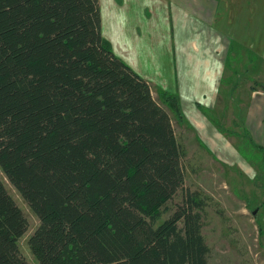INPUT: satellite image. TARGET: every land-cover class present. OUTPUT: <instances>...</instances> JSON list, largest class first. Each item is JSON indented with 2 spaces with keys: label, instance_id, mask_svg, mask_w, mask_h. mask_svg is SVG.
I'll list each match as a JSON object with an SVG mask.
<instances>
[{
  "label": "trees",
  "instance_id": "trees-1",
  "mask_svg": "<svg viewBox=\"0 0 264 264\" xmlns=\"http://www.w3.org/2000/svg\"><path fill=\"white\" fill-rule=\"evenodd\" d=\"M185 156L148 81L103 37L98 0H0V169L39 220L38 264H208L207 196L184 190L160 220ZM27 227L0 179V264H30Z\"/></svg>",
  "mask_w": 264,
  "mask_h": 264
},
{
  "label": "rangeland",
  "instance_id": "rangeland-1",
  "mask_svg": "<svg viewBox=\"0 0 264 264\" xmlns=\"http://www.w3.org/2000/svg\"><path fill=\"white\" fill-rule=\"evenodd\" d=\"M197 1H199L197 4L201 3V0ZM252 1L253 16L257 17L258 11H262L264 17V0ZM98 2L102 34L110 42L117 56L135 70L134 63L128 61H133L132 49H134L133 42L136 34L139 36L138 44H136L139 56L143 52V46L146 45L152 61H164V54L166 48L169 47L168 43L171 36V22L174 34V24L175 28L178 26L174 19L178 11L176 5L169 8L167 13L163 9L162 2H155L152 5L150 0H98ZM203 7L198 10L188 8L191 12L189 19L192 22L197 20L200 23L199 16L206 15L207 6ZM148 10L153 13L149 15ZM164 18L166 19L164 20ZM203 23L204 19L201 24ZM153 26L154 28L151 29ZM153 36L154 38H152ZM194 39L196 40L193 33H187L183 37L175 36V42L172 46L178 66L184 63L180 49L185 48L189 51L188 41ZM121 44L122 46H119ZM234 45V42L231 43L230 49ZM117 48L122 53H118ZM232 57L235 58L234 55ZM230 58L229 56L228 61ZM234 63L238 66L236 60ZM253 65H257L255 59H253ZM232 71V78H225V76L221 78V84L225 88L221 86L219 92L220 95L229 96L230 101H232L229 103V107L232 108V112L234 111L236 118L229 117L225 113L220 121L224 123L222 124L224 127L239 132L231 147L234 149V153L230 151L227 154L228 162L220 161V158L221 160L224 158L222 153L225 152L221 146L218 149L214 148L218 154V158H216V153H213L212 150L210 151L212 154L209 153L204 143H198L194 135V127H187L185 122L179 121L180 118H177L175 113L161 101V92L158 89H152L155 99L170 114L177 139L182 141L186 148V156L183 160L185 174L183 190H178L167 204L168 211L164 212L160 220L172 212L176 203L181 202L184 190L198 191L202 196L208 197L202 211L201 229L209 247L208 264H264V206L261 202L264 198V151H260L254 146V144L263 146L260 140L264 135V113L258 112L256 117L251 116L253 126H249L250 134L243 127V121L247 120L248 115L245 106L249 103V100L244 99V94H249V87H257L264 83V77L259 78L257 75L256 79H252L250 86H244L242 83L249 80L247 71L244 69ZM225 82H230L231 88L226 89L227 84ZM262 86L264 89V85ZM154 87L157 86L154 85ZM245 88L246 92L244 91ZM256 104L260 107V103ZM234 121L239 122L238 125L233 124ZM220 128L222 127L220 126ZM226 134L235 135V133L227 130ZM255 136L256 139H254ZM237 159L236 165L230 164ZM0 179L27 220V230L18 239L19 252L30 264H38L29 248L28 238L38 226L39 220L18 191L9 183L1 169Z\"/></svg>",
  "mask_w": 264,
  "mask_h": 264
},
{
  "label": "crops",
  "instance_id": "crops-1",
  "mask_svg": "<svg viewBox=\"0 0 264 264\" xmlns=\"http://www.w3.org/2000/svg\"><path fill=\"white\" fill-rule=\"evenodd\" d=\"M155 2H162L163 9L167 13L169 8L175 5L178 10L174 16L178 26L175 28L174 24V34L171 22V36L168 43L169 47L166 48L164 54V61H152L146 45L143 46V52L139 56L136 48L139 36L135 34L134 49H132L135 56L132 54L133 61L128 62L134 63L135 71L148 81L152 92V89L155 88L160 92L166 91L175 95L179 102L181 114L179 121L185 122L187 127H194L195 138L198 143L202 142L206 145L209 153L211 150L216 153L214 148L218 149L221 146L225 152L222 153L224 158L222 160L220 158V161L228 162L227 154L230 151L234 153V149L231 147L239 132L224 127L222 125L224 123L220 121L225 113L229 117L235 118L234 111L232 112V108L229 107V103L232 102L229 96L219 93L222 86L221 78L223 76L232 78V70L244 69L247 71L249 80L243 82L242 85L250 86L252 79H256L257 75L259 78L264 77L263 13L258 11L257 17L253 16L252 0H201L200 4H197L199 2L197 0H150L152 5ZM203 6H207L206 15L199 16L200 23L197 20L192 22L189 19L191 12L188 8L198 10ZM151 13L153 12L148 10V14ZM203 19L204 23L201 24ZM153 28L154 26L151 27V29ZM187 33H193L196 40L188 41L189 51L185 48L180 49L184 63L178 66L172 44L175 42V36L183 37ZM233 42L235 45L230 49ZM116 51L122 53L119 48ZM233 55L235 58L232 57ZM229 56L231 58L228 61ZM125 58L127 59V57ZM253 59L257 62L256 66L253 65ZM235 60L238 62V66L235 65ZM231 64L234 65L231 66ZM260 70L261 73H259ZM225 84H227L226 89L231 88L230 82H225ZM262 85L264 83L257 87L252 86L254 88L249 87V94H244V99L249 100L248 105L245 106L248 112L247 120L243 121V127L248 133L249 126H253L251 116L256 117L258 112L264 113V89H262ZM244 91L246 92V88ZM256 103H260V107ZM238 123L234 121L233 124L238 125ZM223 127L235 135L229 136ZM263 140L264 135L260 140L264 146ZM215 157L218 158L217 153ZM216 158L214 159L217 160ZM236 161L238 159L230 162V164L236 165Z\"/></svg>",
  "mask_w": 264,
  "mask_h": 264
}]
</instances>
